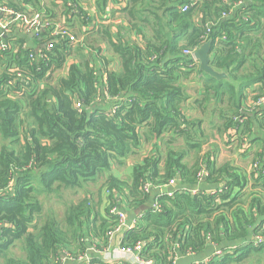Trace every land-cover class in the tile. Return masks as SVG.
<instances>
[{
	"label": "trees",
	"instance_id": "1",
	"mask_svg": "<svg viewBox=\"0 0 264 264\" xmlns=\"http://www.w3.org/2000/svg\"><path fill=\"white\" fill-rule=\"evenodd\" d=\"M61 1L68 26L67 16L80 9L75 0ZM125 2V28L102 33L118 70L105 69L103 79L77 50L79 61L54 82L52 74L63 68L72 48L50 37L59 20L42 11L41 0H0L15 13L38 12L51 22L30 45L19 35L0 36V257L5 264H58L62 252L85 253L94 245L102 251L117 225L111 207L142 205L143 183L165 186L174 180L218 188L158 196L159 212L140 213L120 245L143 243L141 256L173 264L176 256L200 254L210 244H233L207 264H251L250 255L264 253V243L247 242L249 234L264 237V157L247 174L229 163L215 168L209 153H201L202 121L185 116L189 95L183 85L201 72L184 51L209 44V66L223 77L202 74L201 96L191 105L204 116L211 102L220 104L217 117L240 148L251 118L260 116L257 125L264 126V110H251L263 89L243 107L247 90L264 86V0ZM250 111L255 112L246 116ZM144 141L153 142L152 154L133 166L129 179L104 178ZM89 187L97 189L99 202ZM62 190L81 192L83 199L70 203L58 221L44 213L42 197ZM101 194L107 197L102 209ZM16 242H22L24 257H7Z\"/></svg>",
	"mask_w": 264,
	"mask_h": 264
},
{
	"label": "crops",
	"instance_id": "2",
	"mask_svg": "<svg viewBox=\"0 0 264 264\" xmlns=\"http://www.w3.org/2000/svg\"><path fill=\"white\" fill-rule=\"evenodd\" d=\"M76 8H79L80 11L76 13L71 12L67 16L68 26L71 28L72 33L80 39V43L73 46L69 49L70 56L63 65V68L60 70L65 75L67 72V67L71 63H76L79 61L77 59V50L81 51L80 55L83 61H90L96 65L97 75L103 74L106 70H118V64L113 58V56L107 51V46L103 42L102 33L107 30L112 34H116L118 29L125 28L126 22L124 15L122 13L123 9L126 7L125 0H75ZM42 11L46 12L52 18L59 20L58 22L65 23L63 3L61 0H41ZM28 10H34L27 6ZM75 10V9H74ZM76 11V10H75ZM38 12H31L24 14L27 17H30L31 14ZM41 14V13H40ZM46 18L45 16H43ZM44 19L40 17L39 23L43 24ZM126 32V31H125ZM14 35H19L21 38H27V45L31 44V39L35 38L32 34H22L19 31H16ZM123 38H126V34L121 33ZM131 40L139 42V37L135 36L132 33H129L128 36ZM82 42V43H81ZM84 42V44H83ZM84 45V47H82ZM81 46V47H79ZM80 48H83L81 50ZM100 57L107 58L110 63L103 64L100 60ZM71 62L69 63V61ZM90 63V65H92ZM105 67V68H104ZM197 70L198 64H197ZM204 74H194L187 80L183 81L185 91L189 95V101L184 109V114L187 118L192 119H201L200 128L202 130V140L204 143L202 145L201 153H209L211 156V161L216 167L229 163L234 168H239L245 171L247 174L253 172V161L258 160V156L262 155L264 157V126L257 125L260 116L257 118H251L249 121V132L243 135V140L240 144V148H235L236 145V136L228 128L225 130L224 120L218 119V111L221 107L220 104H215L211 102L208 106L207 112L202 114L201 110L194 108L191 103L194 99H197L201 96L202 93V83L204 80ZM63 75V77H64ZM261 89L264 90V86L254 85L251 86L246 92V100L243 107L247 108L248 105H251V98L259 92ZM264 110V107L259 109V111ZM258 111V110H255ZM253 111V112H255ZM248 112L245 113L246 116L249 115ZM244 138H246V144H243ZM152 141H144L141 147V150L133 156H129L126 159L121 160V164H114L111 166L109 172L105 174L107 176H112L120 180H127L131 177L133 166L140 163L147 155H151L153 148ZM196 155H191V158L195 159ZM119 168V169H115ZM102 181V180H101ZM173 190H181L186 192H204L210 194L217 190L216 185H209L206 183H198L192 186H186L182 183L175 182ZM169 191V187L161 185H151L149 192H147L146 199L142 205L134 206L127 205L124 203H119L118 207L125 215V225L115 233L111 243L103 250L100 251L96 245L87 246L85 253H87L93 260H99L101 258V253H118L117 246L118 242L123 238L124 233L128 230L129 227L136 225L138 215L146 209H150L155 204V200L158 196L165 194ZM96 197V196H95ZM97 198V197H96ZM98 200V198H97ZM102 203H100L101 209L105 202H107L106 194H101ZM119 202V200H117ZM253 241L252 236L249 234L247 237V242ZM233 244H223L221 247L217 245H211L202 253L197 255H188L182 256L177 259L175 264H197L203 259L212 256L213 253L217 250H223L226 248H233ZM251 256V255H250ZM250 259V258H249ZM251 264L252 261H249ZM248 262V263H249ZM66 264H79L76 262L66 263Z\"/></svg>",
	"mask_w": 264,
	"mask_h": 264
},
{
	"label": "built area",
	"instance_id": "3",
	"mask_svg": "<svg viewBox=\"0 0 264 264\" xmlns=\"http://www.w3.org/2000/svg\"><path fill=\"white\" fill-rule=\"evenodd\" d=\"M242 5V1L237 2L234 7H240ZM187 7H183L182 11H186ZM40 17L44 19L43 24L39 23ZM51 22L50 19L44 18L42 14L40 13H33L30 17H27L24 14L15 13L13 10L9 9L6 5H0V36L6 37L11 36L16 33V31L21 32L22 34H32L34 37H37V35L43 33L49 26ZM12 25L15 26V29H12ZM50 37L54 38V40H59L66 42L69 47H73L80 43V39L77 38L71 31V29L66 26V24H63L61 22H56L51 30ZM51 44L48 45L47 49H50ZM195 51H184V54L191 57L193 62L198 63L194 56ZM21 74L18 72L16 73V78H20ZM264 105V97H261L257 99L256 103L252 105L251 110H259ZM253 112V111H250ZM255 166H253L254 168ZM201 179V176L199 177V181ZM175 181L170 180L167 183V187H169V191L165 194L168 196H171V191H173V187L175 186ZM150 189V183L145 182L142 185V191L144 193L149 192ZM176 190V189H174ZM179 191H181L179 189ZM185 191V190H184ZM153 211H158V206L153 205L152 207ZM109 214L113 216L116 221L117 225L108 232L107 239L109 244L111 243L114 235L116 232L119 231L124 225H125V215L123 212L119 209V207H111L109 210ZM134 227V226H133ZM132 226L128 228H133ZM121 241H119L117 246V252L118 253H101L100 264H155L152 259H147L143 256H141V248L143 243H137L133 247H122L120 244ZM253 243L255 246H259L260 244L264 243V237L263 236H256L253 237ZM104 250V249H103ZM102 250V251H103ZM60 261L58 264H66L71 262H76L79 264H93L92 258L87 253H69V252H62L60 253ZM222 254L221 250H217L213 253L212 256H209L205 259H203L201 262L197 264H207L214 260V258L220 256ZM179 256H176L174 258L173 264L177 261Z\"/></svg>",
	"mask_w": 264,
	"mask_h": 264
},
{
	"label": "rangeland",
	"instance_id": "4",
	"mask_svg": "<svg viewBox=\"0 0 264 264\" xmlns=\"http://www.w3.org/2000/svg\"><path fill=\"white\" fill-rule=\"evenodd\" d=\"M70 62H71V60L69 61V63ZM63 75L64 74L62 73V71H60V70L55 71L52 74V76H53L52 79L55 82L56 80H58ZM192 160H194V158H192ZM192 160L189 163H192L193 162ZM115 169H119V168H115ZM88 191L94 195L93 198H94L95 203L99 202V200H97V198L95 197L97 195V189L93 188V187H89ZM82 197H83V195L81 192H78V194L76 195L74 192L64 191V190H62L59 193V196L52 195L49 198H45V197L43 198L42 197L43 205H44V213L47 215H50V216L54 217L55 219H57L58 221H60V220H62V218L64 216V211H65L66 207L70 203H76V202L80 201L81 199H83ZM104 205H106V202L104 203ZM103 207H105V206H103ZM21 249H22V242H16L14 244V246L10 249L9 253H6L7 257L23 258L24 253L22 252ZM250 260L252 261L253 264H264V253H262L260 256L253 254L250 256ZM0 264H5L4 260L1 257H0Z\"/></svg>",
	"mask_w": 264,
	"mask_h": 264
},
{
	"label": "water",
	"instance_id": "5",
	"mask_svg": "<svg viewBox=\"0 0 264 264\" xmlns=\"http://www.w3.org/2000/svg\"><path fill=\"white\" fill-rule=\"evenodd\" d=\"M209 54V44L206 43L201 46L197 51H195L194 56L198 61V69L200 72L207 74L214 78H222L223 75L216 73L210 66L208 61Z\"/></svg>",
	"mask_w": 264,
	"mask_h": 264
}]
</instances>
